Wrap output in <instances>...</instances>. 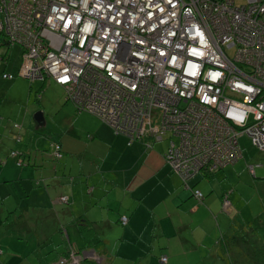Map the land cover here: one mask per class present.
I'll list each match as a JSON object with an SVG mask.
<instances>
[{"label": "built area", "instance_id": "1", "mask_svg": "<svg viewBox=\"0 0 264 264\" xmlns=\"http://www.w3.org/2000/svg\"><path fill=\"white\" fill-rule=\"evenodd\" d=\"M2 32L22 76L132 142L170 137L184 180L242 159L243 135L264 151V0H0Z\"/></svg>", "mask_w": 264, "mask_h": 264}, {"label": "crops", "instance_id": "2", "mask_svg": "<svg viewBox=\"0 0 264 264\" xmlns=\"http://www.w3.org/2000/svg\"><path fill=\"white\" fill-rule=\"evenodd\" d=\"M65 102L70 101L60 99V105ZM90 115L88 121L91 122L86 126L74 125L81 130L72 127L74 135L70 138L75 142L74 148L67 144L65 148V140L60 142L64 156L67 151L70 152L68 157L61 159L62 170L60 160H53L44 152L46 145L43 139L37 142L33 134L32 142H25L29 151L40 149V153L31 159L38 162L40 170L37 172L44 179L40 185L34 180L36 169L33 166L19 169L11 160L2 166L7 178L19 179L22 175V178L29 179L20 184L8 182L5 187L0 185V197L6 199L8 195H15L10 211L17 215L23 213L31 222L21 227V233L13 230L6 232L10 239L5 241L4 247L10 250L7 254L11 255L7 260L12 264H22L28 259L26 264H40L38 261L42 259V262L58 264L59 257L68 249V241L60 233L61 227L65 226L70 241L80 247L76 237L80 236L81 240L84 225L79 222L87 220L92 225L90 229L98 235L93 241H106L105 249H90L101 254L105 264H158L155 257L159 255H168L167 264L204 262L207 258L205 252H212L209 246H212V238L217 232L216 227L211 228V225L217 221L218 228L221 227L218 216L225 211L222 206L224 195L227 194L237 207L238 200L231 199L232 193L226 192L224 195H206L215 191V184L209 182L216 176L209 180L198 175L199 179L192 182V186H197L206 198L202 203L197 202L165 162L168 145L164 151L160 150L158 143L148 150L143 142L131 143L99 118ZM68 186L71 191L66 189ZM9 189L11 192L7 194ZM61 195L68 196V206L60 201ZM3 203L0 202V205ZM31 207L34 209L28 211L27 216L24 212ZM10 211L0 207V216H7ZM121 216L129 217V225L124 229L119 222ZM229 228L222 224V237ZM251 228L260 240L258 229L255 226ZM58 232L61 239L56 241ZM25 234L29 235L27 239L16 240V236ZM14 241L16 248L12 251L9 243L15 244ZM33 241L35 243H31ZM60 243L64 245L58 246ZM219 251L222 252V247ZM217 263L215 259L214 264Z\"/></svg>", "mask_w": 264, "mask_h": 264}, {"label": "rangeland", "instance_id": "3", "mask_svg": "<svg viewBox=\"0 0 264 264\" xmlns=\"http://www.w3.org/2000/svg\"><path fill=\"white\" fill-rule=\"evenodd\" d=\"M235 1L238 6H241L246 5L248 0ZM6 38L4 32L0 33V53L7 55L8 59H0L1 116L5 117L6 121L11 125L14 123H22L24 130H28L29 134H35L37 142L43 139L46 145L45 147H48V142L50 143L52 141L51 139L56 137L55 139L58 140L59 143L65 140V148L66 144L70 148H74L75 142L70 138H73L74 135L72 127H74V125L78 126V124L79 127L86 126L89 121L91 122V120L88 121V116L90 114L87 112H78V108L75 107L71 101L61 104V107L60 99L65 100L67 96L62 88L58 87L53 80L51 82L50 80L44 81L42 79L33 80L19 75H16V77L11 80L3 79L2 74L4 70L9 72L12 71L17 74L23 61V56L20 55L21 45L15 44L14 47L6 45L4 44ZM230 53L233 55L234 49H231ZM6 61H8L7 64ZM41 111L45 114L46 124L38 128L35 115L37 112ZM90 117L92 116L90 115ZM92 125L93 123H91V126ZM79 127L74 128L78 130L80 129ZM76 137L78 138V136ZM15 143V140H9L7 144L4 143L3 147ZM19 145V143L18 145L16 143L17 148H19ZM240 145L244 150V158L235 165L221 169L220 172L217 173L216 178L209 182L215 184V191L213 193L209 191L206 194L215 196L216 193L221 195H224L225 192L228 194L232 193L231 199L234 197L236 202L238 200L237 204L239 207L235 205V202H231L233 207L229 209V212H225V210V213L223 212L221 216H218V222L221 225L220 228H218L217 221H215L213 225L210 224L211 228L216 227L217 232L212 238V246H209L212 252H205L204 255L207 258L200 264H214L215 259L218 262L217 264H264V227H261L262 224H264V151H259L256 146H253L252 140L247 135H243L240 138ZM159 147L160 150L164 151V149L167 148V143H160ZM66 153L67 155L65 156L68 157L70 152L67 151ZM65 156L62 160L65 159ZM255 164L263 165V167L257 168L256 178H253L248 170V166ZM198 179L197 177V180ZM205 185H208V183H205ZM202 186L204 185H199L198 187ZM70 188L71 187L68 186L66 189L71 191ZM10 192L11 190L9 189L6 193L9 194ZM226 195L227 194L224 196ZM5 198V208H9L12 200H15V198L9 197V195ZM0 202H3V200L0 199ZM23 206L26 208L25 203ZM33 209L32 207L28 208L24 213L28 216V211H33ZM6 212H8V210H6ZM235 215L239 216L236 218ZM17 216V214H13L12 218L16 222H19V220L16 219ZM222 224L228 225L230 228L228 233H225V240L221 245L220 241L224 239L222 237L223 234H221L223 231ZM252 226L258 229L257 235L260 240H257L256 235H254L251 228ZM14 229L18 231L21 228L14 227ZM71 234L73 236L72 230ZM28 237L29 235L25 234L19 238L27 239ZM60 239L61 236L58 232L56 241ZM76 241L81 245L80 236L76 237ZM31 243L35 242L33 241ZM72 244L76 247L75 242H72ZM63 245L64 243H60L59 246L61 247ZM19 246L20 245H18V247ZM221 247L222 252L219 251ZM218 257L219 260L217 259ZM155 258L158 264H160L159 256ZM27 261L28 259L22 261V264H26Z\"/></svg>", "mask_w": 264, "mask_h": 264}, {"label": "trees", "instance_id": "4", "mask_svg": "<svg viewBox=\"0 0 264 264\" xmlns=\"http://www.w3.org/2000/svg\"><path fill=\"white\" fill-rule=\"evenodd\" d=\"M247 3H248V1H247ZM235 5H237L236 4V1H235ZM6 37L7 38L5 39L4 44L9 45L11 47H14L15 44L20 45L19 43H13L10 40L9 35L6 34ZM234 52H235V49H234ZM20 53H21L20 55L23 56L24 48H23L22 45H21V51H20ZM229 53H230V50H229ZM0 59H2V60L3 59L8 60L7 59V55H5L4 53L3 54L0 53ZM23 60H24V56H23ZM7 63H8V61H6V64ZM22 64H23V61H22ZM21 66L18 69L17 74L14 73V72H12V71L9 72V71L4 70V73L2 74V78L3 79L5 78V79L11 80V79H14L16 77V75H19L21 77H24V76H22L20 74ZM5 74H8V75L11 74L12 77H8L7 75L5 76ZM24 78H27V77H24ZM28 78H30V77H28ZM30 79H32V78H30ZM39 79H41V78H39ZM33 80H35V79H33ZM42 80H44V81L54 80L55 83L57 84L56 80L53 79V78L52 79L51 78H46V80L45 79H42ZM59 87H61V86L59 85ZM61 88L65 91L66 96H67V99L72 102V100L67 95L66 89L63 88V87H61ZM77 110H78V112H82L79 109H77ZM90 114H92V113H90ZM38 128H41V127H38ZM112 130H114V129H112ZM117 135H119V134H117ZM119 136L126 137V136H123V135H119ZM31 137H33V134H31V133L29 134V131L28 130H24V127H23V124L22 123H14L13 125H11V124H9L6 121V118L3 117V116H1V114H0V185H2L3 187H5L8 182H10V183L12 182L13 184H15V182H17V183L20 184V182L23 183V182H28L29 181V179L22 178V175H20L19 179H17L16 177H13V178L8 177L7 178V176L4 175V173L2 171V166L5 165V164H7L8 163L7 162L8 160H11V161L15 162V164L19 167V169H23L25 167H30V166L35 167L36 170H34V171H35L36 176H34L35 178L34 177L33 178H34V180L36 179V183L38 185H40L41 182L44 180V179H42V177H40V174L37 172V170H40L39 166L37 165L38 162H33L31 160V159H33V157L37 156L40 153L39 152L40 149H37V150H32L31 149L32 151L31 150L29 151V150L26 149L27 146H26V143L25 142L31 143L32 142V138ZM55 138L53 137V139H51L52 141L49 143V147H46L45 148L46 150L44 152L46 154L48 153V155L51 158H53V160L54 159L55 160H60V159H63L64 158V154L62 152V148H60L61 147V144ZM9 140H15V142L17 143V145L19 143L20 144L19 145V148L16 147V143L15 144H12V145H9V146L6 145V147H3L4 143L7 144V142ZM129 141L131 143H133L131 140H129ZM137 142H141L142 143L143 141H137ZM170 142H171V138L166 136V137H163V139L160 140V141H156V140H153V139L150 140L149 141V144L151 145V147L148 148L146 145H145V147L149 150L150 148H152L153 144H156V143H158V144H160V143H167L168 148H167V151H166V153L164 155V159H165V156H166V154L168 152V149H169ZM242 150H243V148H242ZM59 154L61 156H59ZM242 156H243L242 157V159H243L244 158V150L242 151ZM242 159L237 160L236 162H233L232 164H229V165H227L225 167H220V169H218V170H213L212 169L211 171L210 170H208V171H202L201 173H197V175L194 176V177H192L191 179H185V180L178 173L174 172V170H172V168L169 166V164L166 161L165 162L170 167L171 171L174 172L175 174H177L180 177L181 182H182L184 188L187 187L191 191L192 196L195 198V200H197V202L202 203L205 200L206 195H204V193L199 188H197V186H192V182L195 179H197L198 175H202V177L208 178L210 180L211 178H214V176H216L217 173L220 172L221 169H224V168H226L228 166L235 165L238 162H240ZM251 166L255 167V170H256L255 175H253L251 173V170H250V167ZM261 167H263V165H260V164H255V165H249L248 166V170L250 171V174L252 175L253 178H256L257 168H261ZM4 178H7V179H4ZM2 186H0V187H2ZM198 192H200L203 195L202 198H199V197L197 198V196H195V194L198 193ZM13 196L15 198V195L14 194H13ZM226 196L228 197V199L230 201V197L228 195H226ZM226 196H224V198ZM224 198H223V201H224ZM0 199H2L5 202L4 198L0 197ZM60 201L64 204V206H68L69 203H70L68 196H62L61 195L60 196ZM5 204H6V202L3 203V205L1 204L0 207L2 209L8 210L9 208H5ZM230 204H231L230 205L231 207H229L228 209H225L224 206H223V203H222V206L226 210V212H229V209L233 207L231 201H230ZM19 207H21V206H19ZM8 211H10V209ZM13 213H14L13 210H11L10 211V214H8L6 217L4 215L3 216H0V240L2 239L0 241V264H12L10 261L7 260V258L8 257L10 258V256H11V255H8L7 254V253H9L10 250L8 251L4 247L6 245L5 241H7V240L10 239L9 237H7L8 235H7L6 232L9 233L11 230L17 231V230L14 229V227L21 228V227L27 225V222H28V220H26V218L23 217V213L22 214H19L16 217V219L19 220V222H16L12 218ZM122 219H126V222L127 223L124 224V222H122ZM119 222H120L121 226L124 229V228H126L129 225V217L121 216L120 219H119ZM79 223H82L84 225V227L82 229V232H81V236H82L81 237V241H82V243H81V246L80 247H78L76 245H75L76 247H74V245L72 244V241H70V236H68V233H67V230H66L65 226L63 225L61 227L60 233H61L62 238L66 242L68 241V243H67V248L68 249L66 250V253L65 252L63 253V255H62L61 258L59 257L58 264H61L60 261L63 258L66 259V264H105L104 259L100 257L101 254H98V253H96L94 251L95 250L98 251V250L105 249L106 246H104V243H106V241L105 240H102V239H100L99 241H95V240L93 241L94 237L95 236H98V235H95V230H91L90 229V227L92 225L89 224V222L87 220H82V222L80 221ZM21 230L22 229H19L17 232L21 233ZM12 237L15 238L14 236H12ZM19 237H21V236H16V240L21 241L22 238H19ZM223 238L224 239H222V241H220V244L221 245H222L223 241L225 240V237H223ZM9 244H11L9 247H10V249L12 248V251H13V248H16L15 247L16 246V242H15V244H13V242H11ZM225 244H227V243H225ZM59 245L60 244H58V246ZM90 249H93L94 251L92 252ZM165 257L167 258V262H165V264H167L168 263V260H169L168 255H161V256L159 255V260H160L161 264H164V263H162V258H165ZM38 262L40 264H52V262H49V261L47 263L45 261L42 262V259L39 260Z\"/></svg>", "mask_w": 264, "mask_h": 264}, {"label": "water", "instance_id": "5", "mask_svg": "<svg viewBox=\"0 0 264 264\" xmlns=\"http://www.w3.org/2000/svg\"><path fill=\"white\" fill-rule=\"evenodd\" d=\"M35 120H36L37 126H39V127L46 124V117H45V114L43 113V111L36 113Z\"/></svg>", "mask_w": 264, "mask_h": 264}]
</instances>
